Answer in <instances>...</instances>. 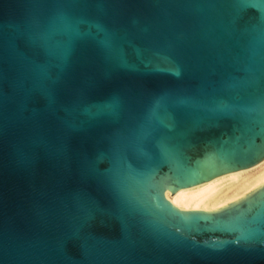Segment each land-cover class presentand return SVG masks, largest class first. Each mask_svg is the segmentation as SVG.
<instances>
[{
  "label": "water",
  "instance_id": "95a60500",
  "mask_svg": "<svg viewBox=\"0 0 264 264\" xmlns=\"http://www.w3.org/2000/svg\"><path fill=\"white\" fill-rule=\"evenodd\" d=\"M264 0H0V264H264Z\"/></svg>",
  "mask_w": 264,
  "mask_h": 264
},
{
  "label": "bare ground",
  "instance_id": "6f19581e",
  "mask_svg": "<svg viewBox=\"0 0 264 264\" xmlns=\"http://www.w3.org/2000/svg\"><path fill=\"white\" fill-rule=\"evenodd\" d=\"M264 183V159L250 167L223 173L194 186L172 190L171 200L183 210L213 209Z\"/></svg>",
  "mask_w": 264,
  "mask_h": 264
}]
</instances>
